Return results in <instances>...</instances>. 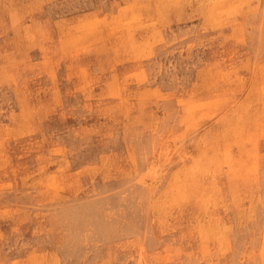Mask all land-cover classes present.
I'll return each mask as SVG.
<instances>
[{
  "label": "rangeland",
  "instance_id": "obj_1",
  "mask_svg": "<svg viewBox=\"0 0 264 264\" xmlns=\"http://www.w3.org/2000/svg\"><path fill=\"white\" fill-rule=\"evenodd\" d=\"M263 152L264 0H0V264H264Z\"/></svg>",
  "mask_w": 264,
  "mask_h": 264
},
{
  "label": "bare ground",
  "instance_id": "obj_2",
  "mask_svg": "<svg viewBox=\"0 0 264 264\" xmlns=\"http://www.w3.org/2000/svg\"><path fill=\"white\" fill-rule=\"evenodd\" d=\"M110 1V0H109ZM165 1V0H164ZM99 17V16H98ZM239 20V19H238ZM115 22V21H114ZM2 36V35H1ZM201 36H203V35H201ZM239 66V65H238ZM238 69V68H237ZM253 114V113H252ZM10 131V130H9ZM28 137V136H27ZM256 153V152H255ZM264 153V152H263ZM253 181V180H252ZM250 212V211H249Z\"/></svg>",
  "mask_w": 264,
  "mask_h": 264
}]
</instances>
